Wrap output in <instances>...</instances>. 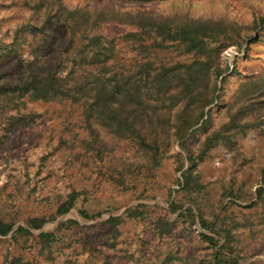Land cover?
Returning <instances> with one entry per match:
<instances>
[{
	"label": "rangeland",
	"instance_id": "rangeland-1",
	"mask_svg": "<svg viewBox=\"0 0 264 264\" xmlns=\"http://www.w3.org/2000/svg\"><path fill=\"white\" fill-rule=\"evenodd\" d=\"M73 9H118L145 13L155 24L203 22L221 30L224 34L209 45L216 99L205 109L206 130L186 142L192 165L172 131L169 145L159 148L160 161L151 164L133 141L87 121L79 105L29 102L32 118L11 121L16 111L5 105L0 220L11 230L0 237V264H214V250L224 240L202 228L200 219L216 223L215 232L231 231L223 254L239 264H264V0H0V52L12 50L2 60L3 70L18 62L17 72L26 64L47 68L68 36L60 14ZM41 24L48 25L50 38L37 49L27 27ZM125 30L102 33L116 39L119 67L136 72L141 56L136 45L122 39ZM161 56L167 62L184 60L174 48ZM90 126L104 145L102 153L89 147ZM216 132L224 139L199 158L206 137ZM190 165L196 185L185 192L180 183ZM72 191L79 193L74 208L57 214ZM174 203L192 208L194 222L171 211ZM136 206L142 218L127 219L126 212ZM110 217L124 223L112 229L106 223ZM159 218L172 224L171 234H157ZM32 219L42 221L38 229L28 227ZM21 227L28 233H18ZM40 234H52V244ZM202 234L219 244L207 243Z\"/></svg>",
	"mask_w": 264,
	"mask_h": 264
},
{
	"label": "trees",
	"instance_id": "trees-1",
	"mask_svg": "<svg viewBox=\"0 0 264 264\" xmlns=\"http://www.w3.org/2000/svg\"><path fill=\"white\" fill-rule=\"evenodd\" d=\"M46 17L50 19L49 14ZM60 19L68 36L49 59L47 68L26 64L17 72L22 64L18 62L11 71L3 70L2 60L11 57L12 50L0 52V111L5 109V105L14 106L16 111L15 115H10L9 121L32 118V113L26 111L29 102H68L79 105L87 121L91 120L116 137L133 141L152 161L151 164L160 161L159 148L169 145L168 132L172 131L171 138L180 144L192 165V152L188 150L186 142L196 131L206 130L209 114L206 115L205 109L216 99L210 39L217 42L216 37L224 32L203 22L173 25L162 21L155 24L145 13L118 9L63 10ZM47 27V24L27 27L33 33L37 49L45 46L50 38V35L46 38ZM118 27L126 29L121 34L124 42L131 48L136 45L139 51L141 59L136 72L130 70V66L128 69L119 67L116 39L102 33ZM57 45L58 42L55 43ZM224 47L222 44L219 50ZM170 48L176 49L177 57H184V60L177 59L174 63L165 61L161 53ZM90 133L92 140L89 147L97 154L102 153L104 145L98 140L93 126H90ZM222 139L218 132L207 136L199 151V158ZM191 165L182 173L180 187L185 192L194 184ZM77 194L74 191L68 194L58 206L57 214L64 215L73 209ZM260 196L261 190L257 197ZM140 207L129 209L126 218H142L144 212L139 210ZM170 209L181 211L179 217L194 222L192 208L183 209L174 203ZM80 213L87 217L85 213ZM41 223L38 219H32L28 221V227L38 229ZM106 223L114 229L123 224L124 219L110 217ZM200 225L204 229H212V234L224 240L214 250L212 262L239 264L229 254H223L229 250L233 238L231 231L215 232L216 223L206 224L202 219ZM154 226L158 235L172 233V224L163 218H159ZM10 230L11 225L0 220V237L6 236ZM17 232L28 233V230L21 227ZM200 236L211 245L219 244L220 240L213 236ZM39 238L46 245L53 242L52 234H40Z\"/></svg>",
	"mask_w": 264,
	"mask_h": 264
}]
</instances>
